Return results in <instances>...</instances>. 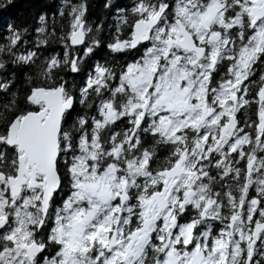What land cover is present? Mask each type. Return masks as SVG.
Masks as SVG:
<instances>
[{"label": "snow or ice", "instance_id": "6c2138e0", "mask_svg": "<svg viewBox=\"0 0 264 264\" xmlns=\"http://www.w3.org/2000/svg\"><path fill=\"white\" fill-rule=\"evenodd\" d=\"M87 8L60 6L62 59L0 36V68L37 67L0 82V264H264V0H108L106 44ZM101 46L118 73L66 78Z\"/></svg>", "mask_w": 264, "mask_h": 264}, {"label": "trees", "instance_id": "16d2710c", "mask_svg": "<svg viewBox=\"0 0 264 264\" xmlns=\"http://www.w3.org/2000/svg\"><path fill=\"white\" fill-rule=\"evenodd\" d=\"M78 0H69V4L77 3ZM108 2V0H86L87 3V12L85 16L86 24L91 29V34L96 36L98 39L103 41L105 44L110 39L111 33L115 31L116 26V10L112 8L111 10L103 8V4ZM7 0H0V4H6ZM63 3V0H11V4L0 8V36H4L7 33L4 31L5 26L8 23L14 24V26L22 27L25 25H30L29 30L23 35L22 40L19 42L21 45L24 44V41H28L27 47L33 48L34 50L39 51L41 54L36 62L38 65L45 56L50 53L57 54L61 59L63 57V44L59 42V36L61 35L60 26L63 25L65 31L67 30V12L65 15L60 17V6ZM112 3L118 4L121 7L125 5H131V0H112ZM42 11L46 16V23L48 27L46 32L56 33V38H49L47 45H37L36 41L38 38H43L40 34L35 32V27L39 26L38 17L33 18L34 13ZM56 17L58 23L56 27H52V18ZM97 25L100 26V30L97 31ZM3 39H0V44L5 43ZM86 46V45H85ZM70 47V45H69ZM71 48V47H70ZM94 54H90V58L93 59H103L107 57L124 59V55L110 53L106 47H94ZM82 54V49H81ZM6 57L0 56V60H5ZM37 67L34 65L32 68H25L22 71L15 70L14 66L10 63L4 64L0 68V82H3V79L7 77L8 79H13L15 77L18 81L20 89L24 88V74L28 73L29 75L35 74ZM67 79H73L76 83H80L83 78L82 71L79 75L72 73H64ZM82 86V85H81ZM15 85H10L9 91ZM78 88L75 89L77 91ZM0 98L7 99L6 93H0ZM254 108L247 111L248 116H253ZM254 118V117H253ZM158 158L162 159V148H158ZM240 166V165H237Z\"/></svg>", "mask_w": 264, "mask_h": 264}, {"label": "flooded vegetation", "instance_id": "af4514ba", "mask_svg": "<svg viewBox=\"0 0 264 264\" xmlns=\"http://www.w3.org/2000/svg\"><path fill=\"white\" fill-rule=\"evenodd\" d=\"M125 56V55H124ZM94 57L88 59L86 58L87 63L82 62V76L85 79L87 77V74L89 73V71H91V66L96 64V63H100L103 64L105 67H111L114 68V70L118 73L119 72V66L120 64H122L125 59L126 56L124 57V59H118V58H111V57H107V58H103V59H93ZM77 95H78V90L76 91ZM105 95H107V92H105ZM95 96V93H92L91 96L89 97V99H92ZM94 105H95V101L93 99V108L92 109H88L84 106H81L79 103H77V109L81 112H85L87 111L89 113V115L94 113ZM245 118V113H241L240 114V119L241 121H243ZM119 129V125L117 126V129H113V130H118ZM149 143H151V141H148ZM162 148V159L164 156L167 155L168 149L166 147H161Z\"/></svg>", "mask_w": 264, "mask_h": 264}, {"label": "water", "instance_id": "95a60500", "mask_svg": "<svg viewBox=\"0 0 264 264\" xmlns=\"http://www.w3.org/2000/svg\"><path fill=\"white\" fill-rule=\"evenodd\" d=\"M71 46V45H70ZM72 47V46H71ZM77 47H79V46H77Z\"/></svg>", "mask_w": 264, "mask_h": 264}, {"label": "bare ground", "instance_id": "6f19581e", "mask_svg": "<svg viewBox=\"0 0 264 264\" xmlns=\"http://www.w3.org/2000/svg\"><path fill=\"white\" fill-rule=\"evenodd\" d=\"M71 47V46H70Z\"/></svg>", "mask_w": 264, "mask_h": 264}]
</instances>
